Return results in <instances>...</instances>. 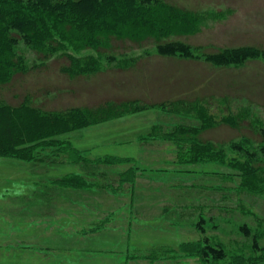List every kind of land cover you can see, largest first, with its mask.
Here are the masks:
<instances>
[{
  "label": "rangeland",
  "instance_id": "obj_1",
  "mask_svg": "<svg viewBox=\"0 0 264 264\" xmlns=\"http://www.w3.org/2000/svg\"><path fill=\"white\" fill-rule=\"evenodd\" d=\"M160 2L140 17L155 21L156 31L126 23L137 32L133 37L113 36L95 50L66 42L45 58L19 42L27 72L0 84V98L15 107L30 101L45 111L77 108L89 115L88 124L25 143L32 173L59 161L90 171L119 169L121 162H79L75 140L85 131L107 139L106 130H94L102 121H127L156 140L143 147L150 162L142 169L152 180L142 185L141 196L149 202L133 211L140 220L120 244L123 250L135 244L129 250L133 264H264V0ZM171 41L189 45L193 57L159 56L156 44ZM237 47L262 56L226 67L205 60L206 54ZM69 57L89 60L95 70L70 77L61 72ZM10 158H0V183L21 186L10 178L18 163L4 165ZM60 183L76 186L81 180ZM37 184L36 176L26 184L28 196L36 195ZM201 220L204 234L197 228ZM204 236L224 251L223 260L201 259Z\"/></svg>",
  "mask_w": 264,
  "mask_h": 264
},
{
  "label": "crops",
  "instance_id": "obj_2",
  "mask_svg": "<svg viewBox=\"0 0 264 264\" xmlns=\"http://www.w3.org/2000/svg\"><path fill=\"white\" fill-rule=\"evenodd\" d=\"M95 126L94 130H106L107 139L85 131L74 143L79 162H121L119 169L90 171L73 161H59L32 173L28 160L4 161L6 167L18 163L12 165L15 175L10 178L22 185L0 183V264H133L136 256L129 250L135 244L126 243L124 250L120 244L128 241L140 220L133 211L149 202L141 196L142 185L150 186L152 180L142 169L150 162L143 147L156 140H149L141 128H130L127 121L114 119ZM35 176L38 191L28 196L26 184ZM74 176L80 185H61V179ZM21 192L23 196L15 195Z\"/></svg>",
  "mask_w": 264,
  "mask_h": 264
},
{
  "label": "trees",
  "instance_id": "obj_3",
  "mask_svg": "<svg viewBox=\"0 0 264 264\" xmlns=\"http://www.w3.org/2000/svg\"><path fill=\"white\" fill-rule=\"evenodd\" d=\"M154 3L161 4L160 0H0V84H6L16 74L27 72V58L19 53V42L45 58L62 49L66 42L74 47L95 50L113 36L133 37L137 32L131 31L134 27L128 29L126 23L144 24L156 31L153 27L155 21L140 18L144 16V10L149 13ZM156 52L161 57H193L191 47L179 41L157 43ZM204 56L212 65L226 67L256 59L262 53L252 47H237ZM69 60L61 72L70 77L95 70L89 60L72 57ZM29 102L23 101L15 107L0 98V157L27 160L25 143L28 141L65 133L90 122L87 121L88 113L77 108L45 111ZM235 149L243 151L238 145ZM259 153L264 158V130ZM202 222L197 228L204 234ZM240 231L245 237L250 236L245 227ZM202 243L200 257L203 261L225 258L224 251L211 246L207 237H203ZM252 248L260 250L255 238H252Z\"/></svg>",
  "mask_w": 264,
  "mask_h": 264
},
{
  "label": "bare ground",
  "instance_id": "obj_4",
  "mask_svg": "<svg viewBox=\"0 0 264 264\" xmlns=\"http://www.w3.org/2000/svg\"><path fill=\"white\" fill-rule=\"evenodd\" d=\"M119 196V195H118ZM119 198V197H118ZM108 215V214H107ZM124 217V216H123ZM201 219V218H200ZM132 220V219H131ZM196 229V228H195ZM122 238V237H121ZM118 260V259H117ZM126 262V261H125Z\"/></svg>",
  "mask_w": 264,
  "mask_h": 264
}]
</instances>
